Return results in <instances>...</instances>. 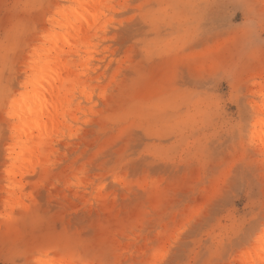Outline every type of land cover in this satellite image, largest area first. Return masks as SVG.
Returning <instances> with one entry per match:
<instances>
[{"label": "rangeland", "instance_id": "1", "mask_svg": "<svg viewBox=\"0 0 264 264\" xmlns=\"http://www.w3.org/2000/svg\"><path fill=\"white\" fill-rule=\"evenodd\" d=\"M41 263L264 264V0H0V264Z\"/></svg>", "mask_w": 264, "mask_h": 264}, {"label": "bare ground", "instance_id": "2", "mask_svg": "<svg viewBox=\"0 0 264 264\" xmlns=\"http://www.w3.org/2000/svg\"><path fill=\"white\" fill-rule=\"evenodd\" d=\"M30 85H32L34 88H37V86H38L35 82H30ZM48 93H49V92H48ZM20 96L25 97L26 94H21V93H20ZM41 98H42V99H41ZM40 99H41L42 101H44L43 99H45V98L41 96ZM17 102L19 103L18 100L16 101V99H13V100H12L11 107H14V108L16 107V108H17L18 106L15 105V103H17ZM18 111H19V110H17L12 116L15 117V118H16V117L18 118V117L23 116V115H24V112H25V113H29V112H27V109H25L24 111L20 110L19 113H18ZM37 112L40 113V111H37ZM37 112L35 111V112H33V113H36V114H37ZM261 125H262V122H261L260 120H258V122L255 124V126H261ZM41 264H46V263H41Z\"/></svg>", "mask_w": 264, "mask_h": 264}]
</instances>
